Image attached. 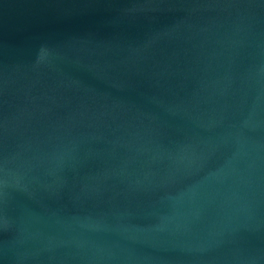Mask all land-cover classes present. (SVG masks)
Here are the masks:
<instances>
[{"label": "water", "instance_id": "obj_1", "mask_svg": "<svg viewBox=\"0 0 264 264\" xmlns=\"http://www.w3.org/2000/svg\"><path fill=\"white\" fill-rule=\"evenodd\" d=\"M0 264H264V0H0Z\"/></svg>", "mask_w": 264, "mask_h": 264}]
</instances>
